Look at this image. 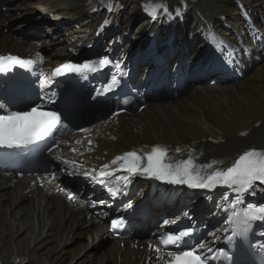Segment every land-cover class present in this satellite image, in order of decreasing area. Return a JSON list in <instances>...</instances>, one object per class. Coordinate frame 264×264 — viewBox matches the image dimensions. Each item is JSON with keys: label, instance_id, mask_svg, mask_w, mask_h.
<instances>
[{"label": "bare ground", "instance_id": "obj_1", "mask_svg": "<svg viewBox=\"0 0 264 264\" xmlns=\"http://www.w3.org/2000/svg\"><path fill=\"white\" fill-rule=\"evenodd\" d=\"M18 1L0 0V53H21L28 57L42 54L48 62L47 65H51L67 50L54 52V48L63 44L65 39L69 42V47L74 48L76 43L80 42L77 37L85 38L87 29V35L89 32L94 34L97 30V26L94 25L96 18H88L84 21L85 27L80 30L67 24V30L56 29L57 31L46 32L43 30L45 25L48 26L45 23L46 19L34 18L35 14L27 7L26 16L31 19L29 27L33 26V29L29 35L18 40V37L6 30L7 26L14 27L10 22L16 19L13 11L17 10ZM28 1H34L35 5L48 15L55 14L64 20L76 19L68 11H63L62 7L65 4L71 5L74 1L85 6L89 0H26ZM91 1L93 5L86 9L84 15L96 7L99 9L108 0ZM113 1L128 8V12L123 9L116 19L121 24L116 26V31L124 33V37L127 35L131 38L136 37L139 32L135 30L134 33L132 28L136 26L138 20L143 21L140 8L149 0ZM234 1L159 0L168 7L176 8L180 7L181 3H187L190 10L186 11L185 27L182 30L188 32L189 29H195L197 34L202 33V27L207 28L203 26L201 17L211 18L215 24L221 25L225 24L218 20L221 15H225L230 21H236L237 10ZM241 1L246 2L248 8L258 11L264 5V0ZM4 7L6 11L2 9ZM69 19L67 21H70ZM187 20L197 23L187 28ZM41 25L43 27L40 28ZM237 27L241 26L235 24L234 28ZM138 28L141 30V25ZM144 28L147 29L148 25H144ZM65 31L67 35H63ZM240 32L245 34L247 31L240 28ZM73 39H76L75 43L71 42ZM43 50L47 54H44ZM250 80L208 87L198 84L184 99L182 96L169 100L161 98L149 103L143 112L135 116L123 115L117 125L113 124V121L98 124L89 130V134L94 135L98 142L103 134L114 136L115 141L107 139L102 141L103 149L100 156L104 153L107 159L116 153L126 152L143 144L164 143L173 147L187 145L194 148L197 151L194 153L197 156V163L205 165L204 169L208 171L225 169L238 154L248 148L264 150V70L260 71L255 80ZM245 131H249V134L243 137L241 133ZM75 137L82 138L83 135L75 134ZM186 156L185 154L183 157ZM213 161L221 163L213 165L212 168L206 167ZM42 179L45 183L44 188L35 177L18 178L0 174V264H90L88 262L90 258H98L95 243L105 241L109 243L108 250L106 249L107 251L98 258L100 262L108 260L114 264H147L143 257L151 256L152 253L150 255L146 250L135 251L128 246L125 249L118 247L110 235L104 232L101 223L88 218L90 214L86 212L87 207L81 208L80 202L69 205L62 200L60 194H54L58 183L62 185L64 182L63 178L58 183L46 181L45 177ZM220 205L221 203L216 205L214 213L222 216ZM75 207L78 210H75L77 209ZM202 209L199 211L201 214ZM7 210L9 216L6 214ZM213 221L220 225L217 218H213ZM88 237H93L92 244L79 243Z\"/></svg>", "mask_w": 264, "mask_h": 264}, {"label": "snow or ice", "instance_id": "obj_2", "mask_svg": "<svg viewBox=\"0 0 264 264\" xmlns=\"http://www.w3.org/2000/svg\"><path fill=\"white\" fill-rule=\"evenodd\" d=\"M160 7L165 14L171 17L172 13L168 11L166 6L161 3ZM108 10L112 11L113 9L109 6ZM179 11V9H176L177 14H179ZM152 15L153 18L156 17L155 10L152 12ZM108 23V20L104 21L105 25ZM102 28L103 25L101 26V30ZM221 50L223 51L224 49L222 48ZM5 60L14 61L25 66L35 63L34 61H24L14 56H0V66L3 65ZM105 63L107 61H100L102 66ZM81 67L90 68L91 64H85L83 66L63 65L55 69V74H61L63 71H80ZM116 67L118 68L119 64ZM115 83L117 81L113 80V84ZM123 103L127 105L129 101L124 100ZM60 122L61 115L58 112L39 111L35 107L31 108L30 111H16L6 115H0V146L11 148L51 137L59 127ZM241 135H247V133L242 132ZM77 143L80 142L77 141ZM73 151H76V149H73ZM168 151L167 146L161 145H155L146 152L142 151L138 153L136 150H133L115 157L111 161V164L122 166L123 170L130 174H144L172 184H187L193 188H211L214 185L235 187L239 193L236 201L237 204L240 203V195L251 189L255 182L259 181L264 183V150H246L230 166L225 169L214 170L207 177L202 176L199 171H196L197 165L191 156L187 160L180 161L175 165L168 162ZM175 151L179 153L181 149L176 148ZM218 163L221 162L213 161L212 164L206 167L212 168L213 165ZM105 167L107 168L108 165H105ZM199 167L203 168L205 165H200ZM109 191L112 190L110 189ZM69 199H72V197H69ZM240 215V213L235 211V205H233V216L239 217ZM257 219H264V206L257 207L249 204L243 212V219L238 223L247 226L250 221ZM231 222L234 221L230 220ZM121 224L122 221L120 220L112 221V227L114 229L120 227ZM244 230L246 231L247 228L245 227ZM188 234V232H180L177 235H169L164 243L177 244ZM156 251L159 252L160 249L157 248ZM168 255L171 257V264H205V260L207 259L197 254L195 249L169 252Z\"/></svg>", "mask_w": 264, "mask_h": 264}, {"label": "rangeland", "instance_id": "obj_3", "mask_svg": "<svg viewBox=\"0 0 264 264\" xmlns=\"http://www.w3.org/2000/svg\"><path fill=\"white\" fill-rule=\"evenodd\" d=\"M33 4H36L34 1H28V2H26V0H19L18 2H17V5H18V7H17V10H14L13 11V15L15 16L14 18H16L15 20H13V22H10V23H12L13 25H14V27H12V28H9V26H7V29L6 30H8V31H10V34H13V36H16V37H18V40L21 38V39H23L24 37L23 36H26V35H29L28 33H31V30L33 29V26L32 27H29L30 26V21H31V19L29 18V17H27L26 16V13H27V11H28V8H30L31 10H32V5ZM28 7V8H27ZM27 8V9H26ZM36 9L35 8H33V12H36L35 11ZM32 14H34V13H32ZM33 16V15H32ZM34 18H41V16H36V15H34ZM13 19V18H12ZM40 20V19H39ZM48 20H46V24L47 25H51V24H49L50 23V21L49 22H47ZM135 22H137V21H135ZM140 20H138V22H137V24H136V26H134L132 29H134L133 31H134V33H135V30H137V27H140ZM44 23V22H43ZM44 23V24H45ZM21 25V26H20ZM25 26V27H24ZM22 27H24L22 30H21V28ZM29 27V28H28ZM9 28V29H8ZM119 30H121V29H119ZM189 30H191V29H189ZM132 31V30H131ZM131 31H129V32H131ZM128 32V33H129ZM8 33V32H7ZM9 34V35H10ZM63 35H67V31H65V32H63ZM132 36V35H131ZM26 40V39H25ZM26 41H28V40H26ZM107 43H108V41H107ZM69 42L65 39V42L63 43V44H61V45H59V46H56L54 49V52L55 53H58L61 49H67L68 47H69ZM48 50V49H47ZM43 52H44V54H47V52L45 51V50H43ZM264 61V60H263ZM259 67L258 68H255V69H257V70H249L246 74H245V77L242 79V81H238L237 83H244V82H246V80H248V79H251L250 81H253V80H255L258 76H259V73H260V71L261 70H264V63H260L259 65H258ZM246 75H247V77H246ZM245 78H247L246 80H245ZM203 87H208V86H212V85H210V84H206V85H203V84H201ZM260 85H262L261 83H260ZM227 88V87H226ZM225 88V89H226ZM191 91V89L186 93V94H183L182 95V99H184L186 96H188V93ZM161 99V98H160ZM218 116V115H217ZM6 214L9 216V211L7 210L6 211ZM7 216V217H8ZM93 237H88L87 239H85V240H83V241H79V243L80 244H92V242H93ZM90 240V241H89ZM96 245H94V247H95V249H96V254H97V257L99 258V257H101L107 250H108V245H109V243L108 242H96L95 243ZM68 245H70V242L68 243ZM107 249V250H106ZM94 258V257H93ZM98 258H96V259H92V258H90V260H88V262H90V264H114L112 261H108V260H105V261H103V262H100V259H98ZM99 260V261H98ZM96 262V263H95Z\"/></svg>", "mask_w": 264, "mask_h": 264}, {"label": "water", "instance_id": "obj_4", "mask_svg": "<svg viewBox=\"0 0 264 264\" xmlns=\"http://www.w3.org/2000/svg\"><path fill=\"white\" fill-rule=\"evenodd\" d=\"M20 57H22V55L21 54H18Z\"/></svg>", "mask_w": 264, "mask_h": 264}]
</instances>
